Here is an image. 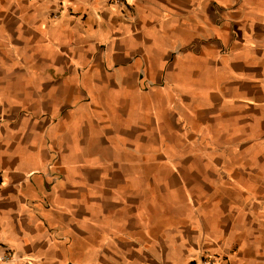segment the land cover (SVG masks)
Returning <instances> with one entry per match:
<instances>
[{
  "label": "crops",
  "instance_id": "obj_1",
  "mask_svg": "<svg viewBox=\"0 0 264 264\" xmlns=\"http://www.w3.org/2000/svg\"><path fill=\"white\" fill-rule=\"evenodd\" d=\"M0 264H264V0H0Z\"/></svg>",
  "mask_w": 264,
  "mask_h": 264
},
{
  "label": "built area",
  "instance_id": "obj_2",
  "mask_svg": "<svg viewBox=\"0 0 264 264\" xmlns=\"http://www.w3.org/2000/svg\"><path fill=\"white\" fill-rule=\"evenodd\" d=\"M117 3L119 2H122L123 0H115ZM13 257V254L11 253V251H6L4 252L2 255H0V262H7L9 260H11ZM209 261L208 260H204L202 262H199V263H193V264H206L208 263Z\"/></svg>",
  "mask_w": 264,
  "mask_h": 264
}]
</instances>
